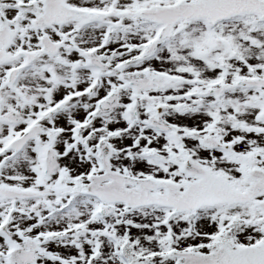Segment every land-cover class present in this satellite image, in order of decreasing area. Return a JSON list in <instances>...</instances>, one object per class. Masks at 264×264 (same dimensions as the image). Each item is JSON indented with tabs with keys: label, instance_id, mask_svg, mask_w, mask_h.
I'll use <instances>...</instances> for the list:
<instances>
[{
	"label": "snow or ice",
	"instance_id": "1",
	"mask_svg": "<svg viewBox=\"0 0 264 264\" xmlns=\"http://www.w3.org/2000/svg\"><path fill=\"white\" fill-rule=\"evenodd\" d=\"M0 264H264V0H0Z\"/></svg>",
	"mask_w": 264,
	"mask_h": 264
}]
</instances>
